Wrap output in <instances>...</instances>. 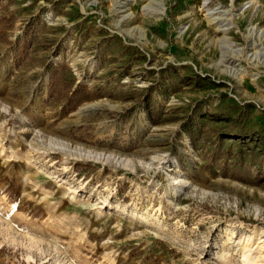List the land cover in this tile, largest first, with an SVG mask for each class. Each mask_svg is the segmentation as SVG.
Segmentation results:
<instances>
[{
    "label": "rangeland",
    "instance_id": "374dc122",
    "mask_svg": "<svg viewBox=\"0 0 264 264\" xmlns=\"http://www.w3.org/2000/svg\"><path fill=\"white\" fill-rule=\"evenodd\" d=\"M0 264H264V0H0Z\"/></svg>",
    "mask_w": 264,
    "mask_h": 264
},
{
    "label": "trees",
    "instance_id": "16d2710c",
    "mask_svg": "<svg viewBox=\"0 0 264 264\" xmlns=\"http://www.w3.org/2000/svg\"><path fill=\"white\" fill-rule=\"evenodd\" d=\"M63 69V67H61V66H58L57 67V70L60 72V70H62ZM58 71L56 72V73H58ZM55 73V74H56ZM59 74V73H58ZM71 80H72V83L73 84H75L76 83V81H75V78H74V76H71V78H70ZM78 93H79V90L77 91H72V94L76 97L77 95H78ZM79 104H76V105H74L73 107H77ZM237 136H240V135H243V134H248L249 132H244V129L243 128H237V130L234 132Z\"/></svg>",
    "mask_w": 264,
    "mask_h": 264
},
{
    "label": "bare ground",
    "instance_id": "6f19581e",
    "mask_svg": "<svg viewBox=\"0 0 264 264\" xmlns=\"http://www.w3.org/2000/svg\"><path fill=\"white\" fill-rule=\"evenodd\" d=\"M82 155H84L85 157H93V158H97V159H105V155L104 154H95V152L92 151H84V153H81ZM108 158H106L107 160Z\"/></svg>",
    "mask_w": 264,
    "mask_h": 264
}]
</instances>
